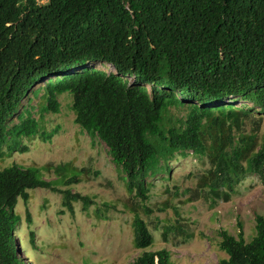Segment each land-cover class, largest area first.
Instances as JSON below:
<instances>
[{
  "label": "trees",
  "instance_id": "obj_1",
  "mask_svg": "<svg viewBox=\"0 0 264 264\" xmlns=\"http://www.w3.org/2000/svg\"><path fill=\"white\" fill-rule=\"evenodd\" d=\"M62 93L73 96L74 124L125 174L141 252L132 264H172L166 249L148 250L154 238L138 215L150 213L153 180H169L172 164L191 154L208 169L188 202H229L248 176L264 185V0H0V264H24L14 208L30 190L92 203L35 168L2 167L44 115L59 112ZM43 171L63 187L73 180L64 166ZM236 225L235 236L219 232L226 259L217 264H264V217L254 216L248 242ZM180 231L166 224L162 234Z\"/></svg>",
  "mask_w": 264,
  "mask_h": 264
},
{
  "label": "rangeland",
  "instance_id": "obj_2",
  "mask_svg": "<svg viewBox=\"0 0 264 264\" xmlns=\"http://www.w3.org/2000/svg\"><path fill=\"white\" fill-rule=\"evenodd\" d=\"M38 99H32L35 111L42 104ZM72 99L71 93H62L59 112L44 115L37 135L23 141L24 152L9 156L2 167L35 168L42 179L58 180L54 183L57 189L89 197L92 203L70 200L63 205L61 194L30 190L27 203L18 200L14 208L20 217L15 246L24 264H132L141 252L133 247V202L125 174L112 164L102 142L74 124ZM172 112L176 116L185 113ZM47 165L64 166L63 176L72 182L63 187L56 172L43 171ZM207 169L206 161L191 154L173 163L169 180L164 176L152 181L144 203L150 213L138 211L154 238L148 250L166 249L172 264H217L226 259L219 249V232L235 236L240 221L248 242L254 236V216L264 217V185L253 176L236 187L229 202L214 204L205 197L188 202L195 195L187 191L195 188ZM166 224L181 231L165 237Z\"/></svg>",
  "mask_w": 264,
  "mask_h": 264
},
{
  "label": "built area",
  "instance_id": "obj_3",
  "mask_svg": "<svg viewBox=\"0 0 264 264\" xmlns=\"http://www.w3.org/2000/svg\"><path fill=\"white\" fill-rule=\"evenodd\" d=\"M44 1H40V3H43Z\"/></svg>",
  "mask_w": 264,
  "mask_h": 264
}]
</instances>
